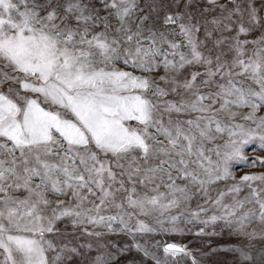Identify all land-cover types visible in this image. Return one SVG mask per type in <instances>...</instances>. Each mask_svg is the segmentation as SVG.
Segmentation results:
<instances>
[{
	"label": "snow or ice",
	"instance_id": "1",
	"mask_svg": "<svg viewBox=\"0 0 264 264\" xmlns=\"http://www.w3.org/2000/svg\"><path fill=\"white\" fill-rule=\"evenodd\" d=\"M256 152L264 0H0V264H264Z\"/></svg>",
	"mask_w": 264,
	"mask_h": 264
},
{
	"label": "rangeland",
	"instance_id": "2",
	"mask_svg": "<svg viewBox=\"0 0 264 264\" xmlns=\"http://www.w3.org/2000/svg\"><path fill=\"white\" fill-rule=\"evenodd\" d=\"M245 154L251 156L253 154V152H252L251 149H249ZM256 154L257 155H260V154H264V153L256 152ZM246 170H250V169H247V168L237 169L238 172H240V171H246ZM209 231H211V230L209 229ZM217 231L219 232V229H217ZM170 238L179 240L180 239V236L179 235H176V236H172ZM185 239L188 240V241H192L193 240V237L191 235H186L185 236ZM208 239H213L217 243L224 242V240H225L224 237H220V236H217V237H208ZM195 246H198V245H195ZM225 258L226 257L224 255V250L219 251L217 253V255L214 257V259H220V260L225 259Z\"/></svg>",
	"mask_w": 264,
	"mask_h": 264
}]
</instances>
